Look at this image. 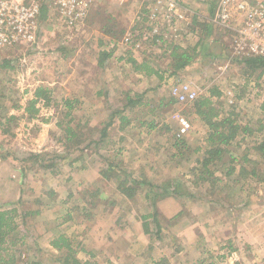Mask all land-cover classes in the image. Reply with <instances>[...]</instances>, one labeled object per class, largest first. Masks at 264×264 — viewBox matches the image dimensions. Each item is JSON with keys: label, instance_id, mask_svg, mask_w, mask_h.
<instances>
[{"label": "rangeland", "instance_id": "obj_1", "mask_svg": "<svg viewBox=\"0 0 264 264\" xmlns=\"http://www.w3.org/2000/svg\"><path fill=\"white\" fill-rule=\"evenodd\" d=\"M156 5L152 0H100L94 8L97 9L99 23L107 27L114 35L113 37L121 40L139 12L142 29L140 33H149L150 14L154 7L156 9ZM144 9L149 12H145ZM188 13L190 14L189 11ZM110 16L116 20L108 22ZM190 16L192 17L191 14ZM190 21L192 22V19ZM165 24L167 30H164L161 35L164 36V41H160L165 43V46L159 42L155 45L149 44L143 38L138 44L140 47L137 54H134L131 51L135 43L133 39L116 55L125 58L126 64H117L114 62L115 58L107 61L111 76L118 68L123 71L124 76L121 82L112 81L113 77H111L107 85H111L114 91L109 89L113 94L107 96L95 94L97 86L100 85L97 84L99 80V78L96 79L97 72V76L89 82L91 91H95L94 94L76 97L68 91L74 88V83L70 79V74L74 72V52L77 50L78 58H80L79 56L86 52L87 48H91L86 39L87 33L82 39L76 40L75 31L80 29L82 31L85 25L71 29L46 22L43 24L42 36L38 44L0 46V160H2L0 170L19 171L18 179L20 175H25L26 179L30 176L29 185L33 187L25 185V188L30 191L32 188L31 195L35 205L25 204L26 209L38 207L39 192H47L51 195L52 184L69 182L71 178L72 187L79 188L75 186L79 181L85 180L89 183L88 180L94 179L92 176H87L86 171L79 172V170H100L103 173L105 170H119L121 178L129 183L134 180H143L138 176L145 175L146 170L152 174L154 170H156L155 174L157 170H163L166 176L153 174L150 185L158 189L174 181V192L177 194L175 195L177 201L173 203L174 209L180 210L182 201H188L182 195L184 181L187 180L185 175L189 170H203L201 161L210 146L208 144L209 129L195 114L193 103H179L171 95L170 90L177 81L191 82L199 93L198 99L203 96L210 97L213 90L220 92V97L213 96L212 100L215 107L223 112L221 118L232 114L242 127L250 126L252 129L250 133L240 132L232 145L227 147L231 153L226 155L222 162L210 165L209 169L221 173L223 170L231 169L247 170V173L255 170L257 176L250 177L251 180L248 176H242L241 173L236 177L233 176L234 182L232 179L231 181L236 189L231 192L215 191L214 184L210 182L207 183L208 190L203 188L200 194L213 202H222L223 207L228 203L240 206L245 202L264 200V154L254 149L264 142V110L261 107L264 104V73L260 75V72H256L250 77L245 75L243 65L239 61L230 60L232 39L229 33L218 28L217 34L222 36L220 38L224 48L219 44L217 49H209L211 53L206 57L196 58L188 71L172 75L166 54L172 51L173 44L184 41L186 37L176 33H172V36L169 33L167 35L165 31H169L170 26L168 23ZM97 31L100 33L101 30ZM155 38L157 36L150 39L155 41L157 40ZM215 55L220 57L215 60ZM136 57L144 61L139 63L143 66L142 72L148 73L152 70V72H159L158 76L163 78L157 76L141 78L134 74L132 71L134 67L129 61ZM7 62H10V67H7ZM82 63L84 67L90 65L86 64L85 59ZM90 74H92L91 71ZM40 80L46 83H39ZM48 81L51 84L54 82L52 86L48 85ZM37 86H45L50 90L52 102L49 107L39 104L41 111L38 118L30 119L25 109L29 100L33 98L32 92ZM118 89L119 93L116 92ZM120 92L122 95H118ZM65 99L78 100L70 116H67L68 110L63 104ZM231 100L233 103L230 102ZM130 101L134 104L131 105ZM11 116L15 119L9 122ZM123 117L126 118L125 122L122 120ZM71 119V126L77 133V137L72 143H68L65 140V132L58 123L62 122L63 126H66ZM45 122L52 126L45 127L46 130L42 132ZM151 122L158 124V127L150 130L148 124ZM250 122L252 125H249ZM143 123L146 124L143 125ZM108 124L110 125L107 126ZM104 130L105 134L102 135ZM42 133L48 136L45 138ZM119 138H124V141L118 142ZM36 145H40L37 150L43 148V145L45 146L43 149L47 148L44 153V157H47L44 160L45 164L53 162L56 166L46 170L40 167L42 164L37 160L25 161L30 154L28 149L33 150ZM5 157H8V160L4 159ZM70 170L77 171L70 175ZM53 171L60 173L58 182L53 181ZM129 172H135L134 174L137 175L131 176ZM41 177L45 181L40 182ZM110 177L112 182H119L117 176ZM222 178L226 180V177L222 176ZM15 180L13 179L17 183L18 181ZM146 180H148L147 177ZM244 182L248 185L246 192L241 190ZM61 188L62 201H64V197L69 192L66 188L69 187L65 183V187ZM82 190L76 193L75 202L73 200L68 202L70 205L60 206L56 203L57 206L44 208L45 214L42 216L33 215L25 220L18 219L22 238L17 247L18 264H60L57 260L59 252L52 253L43 245L41 248L48 249L44 252L39 248V244L46 243L47 239L54 234L67 237L72 234L73 230L67 229V225L64 226L69 224L70 219L63 211L73 208L78 213L82 209L81 204L93 198L87 188ZM59 196H61L60 193H58V199ZM189 202L191 203V200ZM202 203L209 208L213 207L207 205L204 200ZM223 207H221L223 213L228 214L229 210ZM19 211L27 210L21 206ZM60 211L62 214H59L58 218L63 227L57 231L54 227L43 225L44 221L52 222L53 225L55 215ZM222 218H225L223 214ZM27 220L29 224L23 225V222ZM46 229L48 232H45ZM44 232L46 239H38L37 236L41 234L45 237ZM88 239L92 240V237L89 236ZM174 262L180 263L176 259Z\"/></svg>", "mask_w": 264, "mask_h": 264}, {"label": "crops", "instance_id": "obj_2", "mask_svg": "<svg viewBox=\"0 0 264 264\" xmlns=\"http://www.w3.org/2000/svg\"><path fill=\"white\" fill-rule=\"evenodd\" d=\"M219 1L181 0L183 8L187 12L189 11L192 17L188 13L190 17L178 26L176 34H183L186 38L184 41L173 44L172 47L178 46L182 50H187L196 55V59L200 56L206 57L211 53L209 49H217L219 44L223 46V41L220 38L222 36L217 34L219 27L211 22V19L216 14ZM107 10L109 9L107 8ZM146 10L144 9L145 12ZM139 14L137 17L135 16L134 21L120 40V38H115L113 37L114 35L109 34V29L99 23L97 9L93 8L86 21L85 29L75 31L76 40L82 39L83 35L87 33L86 39L87 42L89 41L88 45L91 48H87L86 52L79 56L80 58H78V51L74 52V72L70 74L74 88L68 89L69 93L74 94L76 97L85 96L90 93L94 94L95 91L96 95L107 96L113 94L109 89L112 92L114 89L111 88V85H107L110 83L111 77H113L112 81L118 80L121 82L124 76L123 71L119 68L111 76L107 68V61L115 58L114 62H117V64H126L125 58L116 55H118L121 48L127 47L122 41L128 32L136 35L133 49L131 50L130 48L134 54H137V50L140 47L138 44H140L143 38L149 44L155 45L159 42V44L161 43V45L165 46V43L160 42L164 41V36L157 37L155 38L157 40L153 41L145 38V32L140 33L142 29ZM190 19H192V22ZM90 20L92 21L89 23ZM112 20L115 21L116 19L110 16L108 22ZM172 28L176 29L170 26L169 31H165L167 35L169 33L172 36V33H175ZM97 30H101L100 33ZM136 42L138 43L136 44ZM168 52L169 54H166V59L169 60V70L173 72L170 68V64L172 63L171 51ZM221 56L224 55L221 54ZM218 57L220 56L215 55V60ZM84 59L86 64H90L89 66L84 67L82 65V60ZM134 61L138 62V64L144 62L138 57L134 58ZM191 64L185 69L178 71L177 74L188 71L191 68ZM127 65L129 64L127 63ZM132 67L134 66L132 65ZM90 71L92 74H90ZM132 71L141 78L159 77V72L157 74H149L142 72V70L137 71L135 67L132 68ZM95 76H97L96 79L99 78L97 84L100 85L97 86L95 91H91L89 82ZM44 82L40 80L39 83ZM52 84L48 81L49 86H52ZM38 87L40 86H37L35 90ZM35 90L32 92L33 95ZM118 91L120 90H116L117 93H119ZM118 95H122V93L120 92ZM261 107L264 110V104ZM249 125H252L251 122ZM51 126L48 122L44 123L42 132L46 130L45 127ZM42 135L45 138L48 136L46 133H42ZM32 140L34 141L35 139ZM121 141H124V138H119L118 142ZM39 146H34L33 150L29 148V153H46L47 148L43 149L45 147L43 145V148L37 150ZM7 158L5 157L4 159ZM1 166L2 160H0ZM74 171L77 170H70L69 174L71 175ZM84 171H86L87 176H92L94 179L88 180L89 183L85 180L79 181L78 184H75L79 188L72 187L71 178H69V182L52 184L50 188L51 195L47 192H39L38 207L26 209L24 207L25 204L35 205V201L31 195L33 193L32 188L31 191L25 188L26 186L33 187L29 185L30 176L26 179L25 175H20L18 179L17 173L19 171L0 170V211L14 208L19 210V207L22 206L23 209L36 212V215L42 216V214H45L43 212L44 208L48 209L58 204L60 206L70 205L68 202L72 200L75 202L76 193L78 191L82 192V189L87 188V191L91 192L93 198L81 204L82 209L80 212L76 213L73 208L63 211L70 219L69 224H65L64 226L67 225V229L73 230L72 234L68 236L69 238L66 237L72 243L73 248L76 249L77 258L82 262L88 261L92 264H155L166 258L170 264H175V259L180 262L179 264H264V200L245 202L240 206L228 203L224 207L225 210H229V215L223 213V210H221V207H223L222 202H213L207 198H203L200 194L203 188L208 190V182L201 180V176L206 175V170H189L187 172L185 175L187 180L184 181L185 186L183 185L184 191H182V195L188 201H182L180 210L178 211L174 209L173 204L177 201L175 199V195L177 194L174 192L175 187L173 186L174 181L171 184L168 182L158 189L150 185V182L153 181V174L155 176H166L163 170H157V174H155L156 170L153 171V174L149 170H146V176L140 174L138 177L143 180L136 181L137 183L139 182L135 186L138 191L132 200L122 195L118 190V183L111 180V175L122 179L121 174L118 172L119 170H105L104 173L100 170H79V172ZM210 171L218 179V182L213 186V190H227L231 192L236 189L231 179L233 176L236 177L237 174L240 175V170H223V173L216 170ZM246 172L244 174L245 177ZM134 173L129 172L131 176L137 175ZM52 174L53 181L58 182L60 173L53 171ZM222 176L226 177V180ZM249 176L251 177V174ZM108 177L109 179H107ZM146 177L148 180H146ZM133 178L136 179L135 176ZM13 179H16L15 181L18 182L15 183ZM42 181H45L43 177L40 179V182ZM65 183L72 190L66 188L69 192L64 197L65 200L62 201L63 191L61 187H65ZM247 187L248 185L244 182L241 185V190L243 189L242 191L246 192ZM58 193L61 194L59 199ZM190 200L191 203L189 202ZM203 200L207 205H212L213 207L209 208L206 206V204L202 203ZM54 211L57 210L54 209ZM59 214L61 215L62 211L55 215L56 218L53 221V225L52 222L47 221L42 222L43 225L45 227H54V230L58 231L63 227L59 222ZM222 214L225 218H222ZM145 215H154L158 221L156 223L154 217L148 220L150 222L149 233H145L143 228L142 217ZM27 222H23V225L26 224L27 226L29 224ZM157 224L159 227H157ZM46 231L48 232L47 229ZM56 235L54 234L53 237L47 239L46 243L39 244V248L44 245L50 252H58L52 246L53 240L60 236ZM89 236L92 237V240L88 239ZM46 237V235L44 237L42 234L37 236L40 240L46 239ZM76 244L77 247L75 248ZM41 249L44 252L48 250H45V248Z\"/></svg>", "mask_w": 264, "mask_h": 264}, {"label": "built area", "instance_id": "obj_3", "mask_svg": "<svg viewBox=\"0 0 264 264\" xmlns=\"http://www.w3.org/2000/svg\"><path fill=\"white\" fill-rule=\"evenodd\" d=\"M99 1L0 0V46L38 44L46 22L77 29L86 24ZM152 1L157 5L151 10L150 31L145 34L146 39L161 36L167 30L165 23L176 28H172L176 33L178 26L189 18L181 0ZM211 22L229 33L231 61L264 57V0H220ZM133 39L136 35L128 32L122 42L128 45ZM170 93L179 103H194L199 96L191 82L177 81Z\"/></svg>", "mask_w": 264, "mask_h": 264}, {"label": "trees", "instance_id": "obj_4", "mask_svg": "<svg viewBox=\"0 0 264 264\" xmlns=\"http://www.w3.org/2000/svg\"><path fill=\"white\" fill-rule=\"evenodd\" d=\"M108 33L111 34L110 32ZM195 57L196 55H193V53L188 52L187 50H182L178 46L172 47V63L170 64V67L173 71L172 75H175L178 73V71L185 69L189 64L194 61ZM129 62L135 67L136 70H142V64H138V62L132 59ZM239 62L243 65L245 75H248L249 77L256 74V72H260V75L264 73V57H255ZM7 63V67H10V62ZM148 73L157 74L158 72H152L151 70ZM159 77L163 78L162 76ZM220 95V92L213 90L210 94V97H200L192 104L195 110V114L205 123V125H207L209 129L208 144L210 148L205 151L204 158L201 161L203 170H206V175L201 176V180L208 183L211 182L214 184V186L218 182V179L213 176V173L212 171H210L209 166L216 162H222L224 157L231 153L227 147L232 145V143L237 139L240 132L245 134L252 132L250 126L242 127L237 122V120L233 118L232 114L230 116L221 118L223 112H221L215 107L214 102L212 100L213 96L220 97ZM51 102L52 97L50 90L44 86H40L35 90L33 98L29 100L25 112L28 116H30V119H36L38 118L41 111L38 105L42 104L44 106L49 107L51 105ZM77 102L78 100L73 99H65L63 101L64 106L68 110L67 116L71 115V112L76 107L75 104ZM129 103L131 105L134 104L132 101H130ZM9 119L10 122L14 120L15 117L11 116V118ZM122 120L125 122L126 118L123 117ZM71 123L72 119L66 124V126H63L62 122L58 123V126L65 132V140L68 143H72L77 137V133L71 126ZM145 124L146 123H143V125ZM109 125L110 124H108L107 126ZM148 125V128H150V130H153L158 127V124H156L155 122H151ZM103 132L104 133L102 135L105 134V130ZM254 149L264 154V142ZM46 158L47 157H44V154L30 153L29 157L26 158L25 161L28 162V160H37L42 164L40 167L46 170H50L52 167L56 166L55 164H53V162L52 164H45L44 160ZM231 170L234 171L235 169ZM240 171V173L244 175L247 170ZM255 172V170H252L251 172L246 173L248 175L251 174V177H255L257 176ZM247 174L246 176H248ZM107 179H109V177ZM117 179L119 181V192L124 195L127 199L132 200L137 195L138 190L135 188V186L136 184H139V182L137 183V180H134L133 182L131 181V183H129L124 178L120 180V178L117 177ZM36 214V212L32 211L20 212L17 208L0 211V264H18L19 258L17 247L19 242L22 241V238L20 237V224L18 222V219L23 218L25 220V218L31 217ZM152 217H154V221L158 223L154 215H145L142 217L143 228L145 233H149L150 222L148 220ZM157 227H159L158 224ZM157 232L159 233L158 230ZM52 246L55 250L59 252L57 260L60 261V264H92L88 261L82 262L77 258V251L73 248L72 243L65 235H60L59 237L54 239L52 242ZM155 264L170 263L168 259L164 258Z\"/></svg>", "mask_w": 264, "mask_h": 264}]
</instances>
